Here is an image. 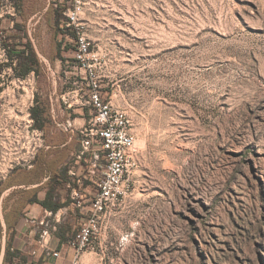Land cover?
Returning <instances> with one entry per match:
<instances>
[{
  "label": "rangeland",
  "instance_id": "374dc122",
  "mask_svg": "<svg viewBox=\"0 0 264 264\" xmlns=\"http://www.w3.org/2000/svg\"><path fill=\"white\" fill-rule=\"evenodd\" d=\"M83 1L67 28L72 0H0V63L26 37L41 62L39 76L0 74V186L56 144L72 149L63 168L75 164L81 137L55 122L89 111L62 101L77 88L89 98L80 34L104 98L132 120L140 167L79 264H264V0ZM98 154L81 183L93 194ZM89 214L69 215L73 237Z\"/></svg>",
  "mask_w": 264,
  "mask_h": 264
},
{
  "label": "crops",
  "instance_id": "0c3cea01",
  "mask_svg": "<svg viewBox=\"0 0 264 264\" xmlns=\"http://www.w3.org/2000/svg\"><path fill=\"white\" fill-rule=\"evenodd\" d=\"M78 114L80 116L75 118V122L84 124L89 118L90 111L83 112V109H80ZM52 149H54L53 153L45 159H37L28 168L14 170L1 183V264L5 261L8 245L10 264H73L74 262L75 251L68 246V241L75 232L69 225V215L78 216L89 210V205L86 203L91 202L95 193H92L93 189L89 182V185H81L82 179L85 178L83 173L87 172L89 167L85 162L77 168L81 176L80 183L75 182L67 172L64 180L57 178L62 184L59 189L55 193L51 191L56 184V175L59 173L64 176L62 171L65 169L69 171L71 167L76 166L73 162L63 168L67 160L63 152L67 151L71 154L72 151L68 142L56 144ZM66 188L70 189L71 193L70 191L69 194L65 193ZM76 193L80 196L82 206H79L75 199ZM43 202L51 206L62 204V207L52 211L44 207ZM75 220L77 221V217ZM45 231L48 232L47 235H44ZM54 252H59V257H56Z\"/></svg>",
  "mask_w": 264,
  "mask_h": 264
},
{
  "label": "built area",
  "instance_id": "2783aa9c",
  "mask_svg": "<svg viewBox=\"0 0 264 264\" xmlns=\"http://www.w3.org/2000/svg\"><path fill=\"white\" fill-rule=\"evenodd\" d=\"M83 14L84 1L72 0V7L66 12V27H79ZM77 44L76 62L78 68L85 71V79L89 80L87 83L89 98L83 100L81 94L84 93L85 88H77L63 95L62 101L67 105L65 109H72L75 105L87 107L90 115L87 122L79 124V127L75 119H67L65 122L56 121L55 125L59 131L77 132L81 137L75 164H81L88 156L92 157L89 165L90 174L89 177L85 176L86 179L88 177L92 180L95 177L94 170L100 166L98 161L101 157L98 153L102 154L104 168L103 172L97 175L98 190L90 202L87 222L68 241V246L75 251L73 264H79L84 252L89 250L100 221L107 216L115 203L127 194L130 181L140 167L137 137L133 131L132 120L125 110L114 106L111 101L104 98L103 86L93 72L94 66L89 63L92 53L90 42L79 34ZM68 173L75 182H81V176L75 165ZM74 195L78 205L82 206L80 196L77 193ZM47 234L48 232L45 231L44 235ZM54 255L59 257L60 253L54 252Z\"/></svg>",
  "mask_w": 264,
  "mask_h": 264
},
{
  "label": "trees",
  "instance_id": "16d2710c",
  "mask_svg": "<svg viewBox=\"0 0 264 264\" xmlns=\"http://www.w3.org/2000/svg\"><path fill=\"white\" fill-rule=\"evenodd\" d=\"M11 39V38H10ZM15 39V38H14ZM26 41L23 39L15 40L14 43L11 45L5 44L3 45L4 48L8 50V63H0V74L4 72L5 67H10L18 77H21L23 79L27 78L30 74L35 73L37 76L41 74V62L38 57L37 52L35 51L33 44L29 38H25ZM59 56L61 57L62 53L60 51ZM64 61V58H62ZM32 117L36 120V126L40 129H44V125L46 123V116L45 114H49V110L47 107H45L43 104L39 105L38 107H35L31 110ZM68 170L65 169L62 171L61 174L58 173L56 175V184L54 187L51 188L52 192H56L59 187L62 185L57 181L58 179L64 180L67 176ZM58 183V184H57ZM42 205L48 209H51L52 211L58 210L60 207H62V204H58L56 206L48 205L46 202H43ZM9 245L6 251L5 261L4 264H10L9 263Z\"/></svg>",
  "mask_w": 264,
  "mask_h": 264
}]
</instances>
